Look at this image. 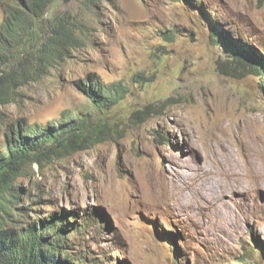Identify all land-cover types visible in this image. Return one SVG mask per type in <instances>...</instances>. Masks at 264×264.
<instances>
[{
	"label": "rangeland",
	"instance_id": "374dc122",
	"mask_svg": "<svg viewBox=\"0 0 264 264\" xmlns=\"http://www.w3.org/2000/svg\"><path fill=\"white\" fill-rule=\"evenodd\" d=\"M62 18L79 42L0 105V149L18 123L85 114L118 129L28 163L0 228L56 214L68 224L70 264H264V176L252 170L264 164V75L248 65L264 57V0H52L43 26ZM99 81L121 82L126 96L97 108L83 83ZM213 145L236 155L227 173L218 161L201 173ZM189 157L197 169L178 184L176 161Z\"/></svg>",
	"mask_w": 264,
	"mask_h": 264
},
{
	"label": "trees",
	"instance_id": "16d2710c",
	"mask_svg": "<svg viewBox=\"0 0 264 264\" xmlns=\"http://www.w3.org/2000/svg\"><path fill=\"white\" fill-rule=\"evenodd\" d=\"M51 1L8 0L5 3L6 16L0 28V105L7 103L18 87L39 80L79 42L76 24L65 18L49 28L43 26L42 19ZM213 38L221 42L220 35L217 37L214 33ZM224 39L237 47L235 40L227 36ZM239 56L244 64L249 63L257 73L264 75L262 54L254 55L251 62ZM88 81L91 84L92 79ZM96 85L94 89L83 83V90L90 94L99 109L115 105L127 93L121 82L104 85L99 81ZM141 114L137 111L132 115L137 120H146V112ZM117 129L109 121L93 120L85 114L46 125L18 123L12 126L6 130L4 147L0 149V207L12 205V199L6 195L28 163L90 148L109 139ZM55 215L51 220L40 219L21 229L0 228V264H70L66 260L70 253L68 224Z\"/></svg>",
	"mask_w": 264,
	"mask_h": 264
},
{
	"label": "bare ground",
	"instance_id": "6f19581e",
	"mask_svg": "<svg viewBox=\"0 0 264 264\" xmlns=\"http://www.w3.org/2000/svg\"><path fill=\"white\" fill-rule=\"evenodd\" d=\"M251 133H252V130H251ZM196 146L193 145L191 149H196ZM213 147H214L213 157H211L210 167H209L208 164L207 165H202V169H201V173L202 174H205L206 175V173L204 172V169H208V168H210V169H216L215 168V162L216 161H218L220 163V165H221V168L220 169L224 170L225 172H226V169L228 167H232L234 163L235 164L237 163V159L235 161L236 155L235 154H232L228 150V148H229L228 145L221 146L219 152H218V150H216L215 145H213ZM176 164H177V167H179V168L182 167L183 168V170H180V173L178 172L179 169H177L178 170L177 173H178L179 177H177L176 179H177L178 184H180V181H181V179L183 177V175H182L183 173L188 172L190 169L191 170L197 169V165L195 164V162L192 159V157H189L187 159H180L179 161H176ZM199 167L201 168V166H199ZM252 170H253L254 174H260V175H263L264 176V164L260 167V171L259 172L256 171V170H254V169H252ZM202 181L203 182L200 185L201 189L203 191H206V192L209 191V190H211V187H210L209 183L207 181H205L204 179ZM191 191H193V189ZM189 200H190V202L192 204H195V202H194V200H193L192 197H189Z\"/></svg>",
	"mask_w": 264,
	"mask_h": 264
}]
</instances>
